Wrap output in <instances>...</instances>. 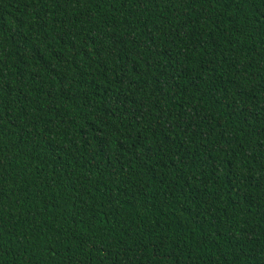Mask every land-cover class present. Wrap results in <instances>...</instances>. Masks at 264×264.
<instances>
[{
	"label": "trees",
	"instance_id": "obj_1",
	"mask_svg": "<svg viewBox=\"0 0 264 264\" xmlns=\"http://www.w3.org/2000/svg\"><path fill=\"white\" fill-rule=\"evenodd\" d=\"M0 264H264V0H0Z\"/></svg>",
	"mask_w": 264,
	"mask_h": 264
}]
</instances>
